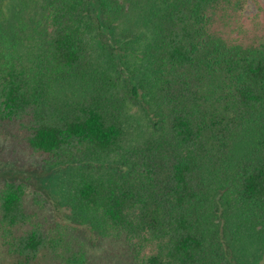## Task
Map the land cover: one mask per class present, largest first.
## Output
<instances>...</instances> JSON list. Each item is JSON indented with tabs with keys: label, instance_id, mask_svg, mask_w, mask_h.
Returning <instances> with one entry per match:
<instances>
[{
	"label": "trees",
	"instance_id": "obj_1",
	"mask_svg": "<svg viewBox=\"0 0 264 264\" xmlns=\"http://www.w3.org/2000/svg\"><path fill=\"white\" fill-rule=\"evenodd\" d=\"M28 1L0 0L4 254L24 264L44 248L62 253L55 245L70 220L43 211V203L54 204L21 167L33 157L54 168L104 156L114 168L103 170L100 162L87 170L74 199L93 213L91 228L123 246L125 264H241L229 247L246 239L231 233L228 247L220 231L231 215L244 220L243 228L264 214V41H226L214 28L245 0L152 2L142 22L150 24L151 41L138 56L139 75L125 80L126 92L135 102L143 97L150 115V132L133 141L118 99L98 91L66 110L49 98L51 80L83 75L86 31L105 46L116 39L111 24L123 8L117 0ZM22 29L36 35L26 48H35L29 64L18 61ZM241 135L249 150L237 154ZM68 254L65 264L82 263L78 252Z\"/></svg>",
	"mask_w": 264,
	"mask_h": 264
},
{
	"label": "rangeland",
	"instance_id": "obj_2",
	"mask_svg": "<svg viewBox=\"0 0 264 264\" xmlns=\"http://www.w3.org/2000/svg\"><path fill=\"white\" fill-rule=\"evenodd\" d=\"M11 1L14 2V0ZM154 1L156 0H117L123 9L111 24L115 26L112 37L116 39H110L109 44L105 46L102 45L98 33L95 35L86 31L84 36L86 49L82 58L83 63L80 66L83 75H67L51 80L50 88L52 90L49 98L54 99L59 106L68 110L77 100L100 91L121 102L119 117L122 124L127 125L129 132L127 140L141 139L143 134H148L150 127L147 118L150 115H144L143 111L147 103L143 101V97L139 102H135L138 100L137 97L126 92L125 80L127 75L133 77L139 75L138 73L134 74L135 68H141L138 56L142 54V45L151 41L150 24L144 26L142 22L144 16L149 11L152 12V2ZM24 4L32 5L30 0ZM161 5L162 3L159 4L156 12L161 10ZM111 25L106 30L107 35ZM214 29L226 41H239L247 45L264 41V0H245L239 11L216 20ZM122 31L128 32V35L123 37ZM21 32L24 33L21 35L20 52L22 56L18 58V61H25L29 64V58H32L35 48L31 53L30 51L26 52V48L36 40V35L31 29H22ZM121 59L123 62L120 63ZM104 89L106 90L104 91ZM238 139L239 151L236 153L249 150L248 143L241 146L244 136L241 135ZM99 157L88 159L80 164H59L54 168L39 166L38 161H34L36 157H33L26 166L21 167L20 170L29 175L52 200L54 204L52 207L49 202L43 203L45 205L43 211L49 210L61 221H64L63 217L65 216L70 218V220L67 219L68 228L63 233L62 241L55 245V248L63 250L62 253L51 254L49 248H44L32 261L28 260L24 264H65L66 258L63 256L71 257L68 250L80 254L83 259L81 264H125L127 259L123 246L108 238L107 235L91 228L92 221L89 216L95 220L93 213L81 210L74 199L75 187L83 179L82 176L87 170L96 169L95 165L100 162L103 170L114 168L107 165L112 162L109 160L110 158ZM119 159L117 158V160ZM2 164L0 163V165ZM4 167V165L0 167V170L7 169ZM106 170L102 171L106 175L102 174L104 175L102 177H108L109 174L106 173ZM260 215L262 216L256 218L253 223L243 226L244 229L242 228L244 220L237 215H231L225 223L228 230L220 231L222 243L226 245H228L227 242L230 244L235 242V240H228L231 233L236 236L237 233H241L240 237L246 239L243 246L238 240L234 247L230 248L228 245L229 250L241 260V264H264V214L260 213ZM220 219L224 221L226 216H220ZM236 224H239V228L235 232L230 231L229 226ZM3 247L4 245L0 243V264H19L11 255L4 254ZM73 260L76 261V259Z\"/></svg>",
	"mask_w": 264,
	"mask_h": 264
}]
</instances>
